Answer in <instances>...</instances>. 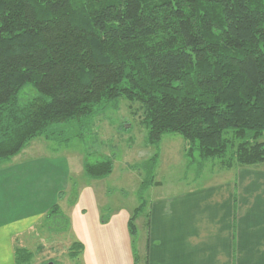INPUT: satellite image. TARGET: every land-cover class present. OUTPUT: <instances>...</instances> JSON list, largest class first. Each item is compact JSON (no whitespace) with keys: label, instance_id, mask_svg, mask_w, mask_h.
Listing matches in <instances>:
<instances>
[{"label":"trees","instance_id":"obj_1","mask_svg":"<svg viewBox=\"0 0 264 264\" xmlns=\"http://www.w3.org/2000/svg\"><path fill=\"white\" fill-rule=\"evenodd\" d=\"M120 98L143 107L149 144L179 134L189 163L264 162V0H0V162ZM112 168L83 162L90 179Z\"/></svg>","mask_w":264,"mask_h":264},{"label":"crops","instance_id":"obj_2","mask_svg":"<svg viewBox=\"0 0 264 264\" xmlns=\"http://www.w3.org/2000/svg\"><path fill=\"white\" fill-rule=\"evenodd\" d=\"M41 143L0 162V264H17V249L34 258L30 233L54 205L51 217H66L61 233L73 236L68 249L81 244L69 256L80 264H264V162L203 165L180 187L159 190L156 180L147 206L109 207L100 179L74 190L66 150L43 154Z\"/></svg>","mask_w":264,"mask_h":264},{"label":"rangeland","instance_id":"obj_3","mask_svg":"<svg viewBox=\"0 0 264 264\" xmlns=\"http://www.w3.org/2000/svg\"><path fill=\"white\" fill-rule=\"evenodd\" d=\"M25 88L28 97L35 94L31 86ZM143 118L144 109L138 102L120 98L115 106L109 105L95 116L56 124L53 128L57 135L53 140L39 136L30 142H42L43 154L59 155L55 153L66 150L73 173L71 183L77 191L81 183L92 181L81 171L82 163L86 159L111 157L112 171L98 183V188L108 191L103 201L109 207H132L142 202L147 206L146 190L156 180L162 184L159 190L180 187L182 180L199 172L203 165L208 170L211 164L220 163L218 159L189 163L184 154L185 141L179 134L163 135L158 146L149 144ZM259 140H264V133ZM155 154L156 158L150 160ZM145 210L146 207L141 211ZM67 226L66 217L45 218L36 225L30 233L29 248L34 258L26 264H80L79 259L69 257L68 243L73 236L67 231L61 233Z\"/></svg>","mask_w":264,"mask_h":264}]
</instances>
